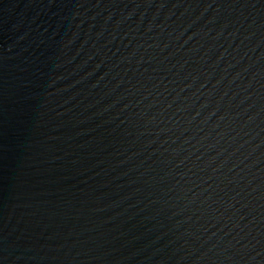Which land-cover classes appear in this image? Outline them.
Wrapping results in <instances>:
<instances>
[{
	"label": "water",
	"instance_id": "water-1",
	"mask_svg": "<svg viewBox=\"0 0 264 264\" xmlns=\"http://www.w3.org/2000/svg\"><path fill=\"white\" fill-rule=\"evenodd\" d=\"M0 264H264V0H0Z\"/></svg>",
	"mask_w": 264,
	"mask_h": 264
}]
</instances>
